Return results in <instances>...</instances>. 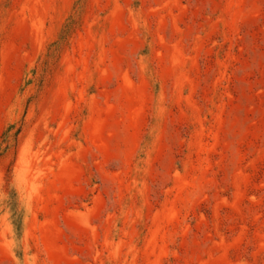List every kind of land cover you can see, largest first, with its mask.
<instances>
[{"label":"rangeland","instance_id":"374dc122","mask_svg":"<svg viewBox=\"0 0 264 264\" xmlns=\"http://www.w3.org/2000/svg\"><path fill=\"white\" fill-rule=\"evenodd\" d=\"M0 264H264V0H0Z\"/></svg>","mask_w":264,"mask_h":264}]
</instances>
